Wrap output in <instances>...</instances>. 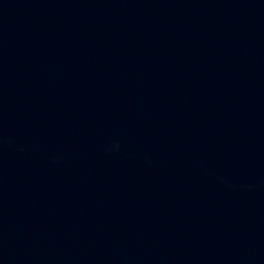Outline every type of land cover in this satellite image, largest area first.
I'll use <instances>...</instances> for the list:
<instances>
[{"label": "water", "instance_id": "obj_1", "mask_svg": "<svg viewBox=\"0 0 264 264\" xmlns=\"http://www.w3.org/2000/svg\"><path fill=\"white\" fill-rule=\"evenodd\" d=\"M0 264H264V0H0Z\"/></svg>", "mask_w": 264, "mask_h": 264}]
</instances>
